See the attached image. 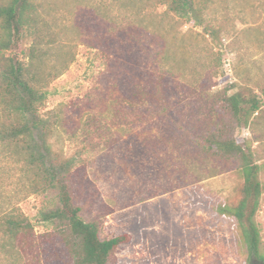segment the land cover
Returning <instances> with one entry per match:
<instances>
[{
	"label": "rangeland",
	"instance_id": "374dc122",
	"mask_svg": "<svg viewBox=\"0 0 264 264\" xmlns=\"http://www.w3.org/2000/svg\"><path fill=\"white\" fill-rule=\"evenodd\" d=\"M198 1L219 42L154 0H36L37 29L25 48H34L48 91L42 112L55 121L53 149L73 160L75 203L85 220L99 222L100 239L128 236L109 264H244L234 221L216 212L239 201L242 179L196 142L215 96L239 86L260 94L264 0ZM158 78L160 97H131L153 91ZM235 137L259 166L254 219L264 256V104ZM26 182L17 157L0 150V202L18 207L36 235L51 232L37 219L41 200L27 194ZM53 235L21 263L71 264Z\"/></svg>",
	"mask_w": 264,
	"mask_h": 264
},
{
	"label": "trees",
	"instance_id": "16d2710c",
	"mask_svg": "<svg viewBox=\"0 0 264 264\" xmlns=\"http://www.w3.org/2000/svg\"><path fill=\"white\" fill-rule=\"evenodd\" d=\"M154 1L181 22L202 28L214 42L220 41L203 3L198 0ZM36 29V0H0V150L17 157L27 178V194L41 200L37 219L51 231L36 235L34 224L18 207L6 208L4 202H0V264H22L27 252L37 250L46 240L51 241L53 234L59 238L71 264H109L110 255L128 242V236L100 239L99 222L85 220L82 207L75 203L70 182L74 162L53 149L50 140L55 121L42 112L48 91L35 72L34 48H25ZM28 56L31 60L26 62ZM159 81L156 79L153 91L136 89L131 91V97L138 102L160 97ZM259 91L257 95L252 89L239 86L232 95L223 92L215 96L211 105L212 119L196 142L203 154L234 164L242 179L239 201L234 206H218L216 212L234 221L244 264H264L260 231L254 219L263 187L259 181V166L249 149L238 143L235 134L261 111L264 85ZM164 109L161 114L174 123L169 111Z\"/></svg>",
	"mask_w": 264,
	"mask_h": 264
},
{
	"label": "built area",
	"instance_id": "2783aa9c",
	"mask_svg": "<svg viewBox=\"0 0 264 264\" xmlns=\"http://www.w3.org/2000/svg\"><path fill=\"white\" fill-rule=\"evenodd\" d=\"M223 74L228 79V82L232 83V69L228 60L223 63Z\"/></svg>",
	"mask_w": 264,
	"mask_h": 264
}]
</instances>
